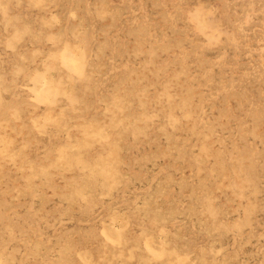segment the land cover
<instances>
[{"label": "rangeland", "instance_id": "374dc122", "mask_svg": "<svg viewBox=\"0 0 264 264\" xmlns=\"http://www.w3.org/2000/svg\"><path fill=\"white\" fill-rule=\"evenodd\" d=\"M0 264H264V0H0Z\"/></svg>", "mask_w": 264, "mask_h": 264}, {"label": "bare ground", "instance_id": "6f19581e", "mask_svg": "<svg viewBox=\"0 0 264 264\" xmlns=\"http://www.w3.org/2000/svg\"><path fill=\"white\" fill-rule=\"evenodd\" d=\"M158 238H159V237H158ZM157 241H158V242H159V241H161V242H162V241H164V240H163V238H162V237H160V238H159ZM158 244H159V243H158ZM179 261H180V260H179Z\"/></svg>", "mask_w": 264, "mask_h": 264}]
</instances>
